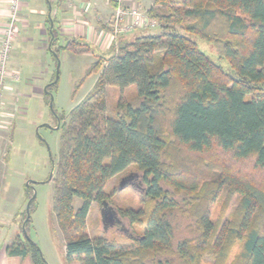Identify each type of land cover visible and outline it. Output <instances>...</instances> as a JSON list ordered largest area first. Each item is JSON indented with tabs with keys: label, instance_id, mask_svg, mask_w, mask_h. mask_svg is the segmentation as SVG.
Here are the masks:
<instances>
[{
	"label": "trees",
	"instance_id": "trees-1",
	"mask_svg": "<svg viewBox=\"0 0 264 264\" xmlns=\"http://www.w3.org/2000/svg\"><path fill=\"white\" fill-rule=\"evenodd\" d=\"M157 2L161 8L148 13L161 22V30L132 38L119 35L109 55L101 52L102 60L89 70L99 72L92 92L60 117L53 214L66 240L67 260L201 264L208 256L225 264L237 245L240 251L231 264H264V0ZM178 26L217 44L234 72H226ZM62 48L84 52L66 43L56 53ZM55 79L46 95L56 87ZM132 85L140 104L121 100L110 115L108 88ZM216 147L237 162L250 161L254 177L198 161ZM131 166L136 171L128 180L138 181L144 204L118 211L143 232L131 245L91 236L92 203H108L113 191H107V182ZM225 189L242 197L236 215L220 224L221 217L213 218L212 211ZM77 199L81 206L76 209ZM178 215L194 223V237L178 235ZM21 218L20 233L6 246L7 253L46 264L29 236L31 216L24 234L26 209Z\"/></svg>",
	"mask_w": 264,
	"mask_h": 264
},
{
	"label": "rangeland",
	"instance_id": "rangeland-1",
	"mask_svg": "<svg viewBox=\"0 0 264 264\" xmlns=\"http://www.w3.org/2000/svg\"><path fill=\"white\" fill-rule=\"evenodd\" d=\"M114 1L122 10L135 6L148 13L150 8H161L157 0ZM81 2H83V6L81 5L83 8L80 6ZM49 3L52 5L50 12ZM26 6L28 10H25ZM18 7L16 32L20 31L19 33L23 39L18 47L15 42L17 49H15L14 53L15 58L18 57L19 59L16 65L20 76L18 73L12 74L15 80L20 79L26 82L30 78L26 83L27 85L31 84V90H29V87L27 89V86L21 90L19 106L14 108V120L17 124V130L15 131L14 143L7 158V168L5 169L7 172V188L4 187L0 195L1 204L3 206L6 204L7 210L12 208L13 213L16 214L15 210L25 199L26 203L23 208L24 210L26 209L29 199L35 193V210L31 212L32 224L29 229V236L37 243L46 264H79L76 261L69 263L66 257V240L53 214L55 185L50 176L53 163L56 164L60 149L61 126L63 123L60 117L68 116L72 109L94 89L99 72L89 73V70L95 62L101 59V56L104 55L103 53L109 55L108 51L110 48L100 49L96 45L95 40L99 36L101 38L102 31L109 32L111 30L110 24L115 19L117 11L115 8H111L113 6L109 0H20ZM30 9L34 11L32 14ZM41 11H43L42 15ZM112 11H114L113 14L111 13ZM24 12L27 13L29 18L32 15L31 28L28 27V31L23 27L22 22L20 24L18 22L19 18L25 17L23 15ZM74 15L79 17L78 19L81 22L86 23L84 32L87 30L89 37H86L85 34L77 35L69 29V23L71 24L74 21L70 18ZM50 16L56 35L53 33V29L50 30ZM157 23V26L151 29L125 30L121 35L126 34L127 36L125 37L132 38L138 33L156 34L161 30V22L157 20ZM41 24L44 27V34L40 31ZM177 29H180L181 32L195 40L198 47L226 72H234L232 63L222 55L221 49L217 44L182 30L179 26ZM52 35H54L53 40ZM55 37H57V40H54ZM73 39L79 41V43L73 41ZM75 42L76 44H73ZM12 43H14L13 40ZM66 43L78 47L77 51L83 50L84 52H75L62 48V51L56 56L53 52L56 53L58 48L66 45ZM94 43L96 46H94ZM9 53L11 54V51ZM5 65L7 66V64ZM57 77L58 83L51 90L54 98L53 108H51L50 96L46 95L45 89L53 78ZM121 100L129 101L134 106H138L141 99L138 96L137 87L132 85L124 89L119 87L108 88L107 103L110 115H114L117 112V106ZM4 105L3 94L1 98L0 123L6 117ZM203 157L199 158L198 161L200 163L204 161L203 163L205 166L208 165L207 167H209V163L210 167L214 163L217 166L222 164L229 166L234 171H238L243 176L247 174L254 177L255 171L252 170L250 161L237 162L230 154L222 152L217 147L210 153L204 154ZM204 165L203 168L205 169ZM134 171H136L135 167L131 166L125 172L111 178L106 185L107 191H113V196L108 204L113 210L117 211L119 222L105 229L101 215L103 205L98 202L92 203V210L88 218V232L91 236L102 235L108 239L118 240L131 245L133 238H138V235L143 232V227L131 224L118 211L126 208L137 209L144 204V196L139 188L138 181L135 179L128 180ZM185 175L187 178L193 177L188 172H185ZM32 181L35 182L34 185L32 187L28 186V182L32 184ZM241 197L239 193L234 191L226 189L222 191V194L213 205V218L221 217L220 224H222L228 218H231L232 215L235 216ZM74 206L76 209L79 208L81 201L77 199ZM21 217L22 213L18 217L20 228ZM10 218L8 217V220ZM191 223L192 226L189 225ZM193 226L194 223L189 221L187 217L177 216L179 236L194 237L197 231L193 230ZM6 228L8 227L6 226ZM239 251L240 248L236 245L225 264H231ZM201 264H215V262L213 258L206 256L201 261Z\"/></svg>",
	"mask_w": 264,
	"mask_h": 264
},
{
	"label": "crops",
	"instance_id": "crops-1",
	"mask_svg": "<svg viewBox=\"0 0 264 264\" xmlns=\"http://www.w3.org/2000/svg\"><path fill=\"white\" fill-rule=\"evenodd\" d=\"M29 1V0H27ZM9 2L10 0H0V50H1V44L2 40L4 39V32L7 27V22L10 14L9 10ZM29 5V4H28ZM83 6V2L80 3V6ZM31 6V5H30ZM81 6V7H82ZM83 8V7H82ZM114 9V7H111ZM119 7L115 8L117 11ZM28 10V7L26 6L25 10ZM33 9H30V13L32 14ZM114 11L111 13L113 14ZM43 14V11H41V15ZM25 17L19 18L18 22H22L23 27L26 28L28 31V27L31 28L30 23L32 15H30L31 18L27 17V13H23ZM41 17V16H40ZM76 15L71 17L70 19L74 20L73 23H69V29L72 30V33L75 32V34H85L86 37L88 36L87 30L84 32L86 23L81 22ZM43 24H41V29L40 31L43 33ZM74 28V29H73ZM20 30V29H19ZM51 30V28H50ZM110 31H102L101 38L100 36L95 40V43L99 48H109L110 45L112 44V38L110 37ZM20 31L16 33V35L13 38L14 43H12V49H11V54L8 56L7 61H6V70L8 71L7 79L5 81L6 87L4 88L5 92L3 91L4 94V107H5V114L6 117H4L3 121L0 123V195L2 194L4 187L7 188L6 186V179H7V158L10 154L11 151V146L14 143V137H15V131L17 130V124L15 122V107L19 106V97L21 94V90L24 89L25 86H27V89L29 87V90H31V84L27 85V80L21 81L20 79L15 80L14 75L12 73H18L19 75V70L18 66L16 63H18V57L15 58V49H17L19 43H21V40L23 37H21ZM87 33V34H86ZM44 36V35H43ZM30 39V38H28ZM94 39V38H93ZM44 40V39H43ZM15 42L17 44V47L15 45ZM98 42V44H97ZM94 43V46H96ZM105 46V47H104ZM44 47V46H43ZM1 66V64H0ZM1 68V67H0ZM20 76V75H19ZM23 83V84H22ZM46 90V89H45ZM12 120V121H11ZM4 169V170H3ZM26 203V199L20 204V206L15 210L14 214L13 209L9 208L7 210V205L5 204L4 206L1 204V199H0V264H33L32 259L27 256V257H21V256H11L7 253L6 251V246L14 241L16 236L20 233V222L18 221V217L20 216V213L23 212L24 210V205ZM12 209V210H11ZM8 217L11 219L8 220ZM8 224V225H7ZM6 226L8 228H6Z\"/></svg>",
	"mask_w": 264,
	"mask_h": 264
},
{
	"label": "built area",
	"instance_id": "built-area-1",
	"mask_svg": "<svg viewBox=\"0 0 264 264\" xmlns=\"http://www.w3.org/2000/svg\"><path fill=\"white\" fill-rule=\"evenodd\" d=\"M20 0H10L9 9L10 14L7 22V27L4 32V39L2 40L1 50H0V110L1 106V98L3 95L5 85V78H7L8 71L6 70V61L9 56V52L12 49V40L16 35V22L18 17V5ZM115 19L111 22V38L112 42L121 34L124 33L125 30L131 31L135 29H151L157 26V20L151 18L148 13L142 11L135 6L132 8H128L126 10H122L118 8L115 13Z\"/></svg>",
	"mask_w": 264,
	"mask_h": 264
},
{
	"label": "water",
	"instance_id": "water-1",
	"mask_svg": "<svg viewBox=\"0 0 264 264\" xmlns=\"http://www.w3.org/2000/svg\"><path fill=\"white\" fill-rule=\"evenodd\" d=\"M51 9H52V5L49 3V12L51 11ZM50 20H51V30H52L53 29V21L51 19V16H50ZM53 38H54V35H52V40H53ZM53 53L57 56V53H55V52H53ZM57 79H58V77L55 80H57ZM50 97H51L50 98V107L53 108V100H54V98H53L52 94L50 95ZM54 168H55V166H54V163H53V168H52V173H51L50 179L53 178ZM34 183L35 182H33V181H32V184L30 182H28V186H33ZM35 197H36V195L34 193L31 196V198L29 199V201L27 203V206H26L27 218L25 219V221L23 223V230H24V234L25 235H28L27 231L25 230V225H26L27 221L29 220V218L31 216L30 206H31V203L33 202V200L35 199ZM101 215H102V222L104 224V228L105 229H107L109 226L114 225L116 222L120 221L117 211L113 210L112 207H110V205L107 202L103 203V208L101 210Z\"/></svg>",
	"mask_w": 264,
	"mask_h": 264
},
{
	"label": "flooded vegetation",
	"instance_id": "flooded-vegetation-1",
	"mask_svg": "<svg viewBox=\"0 0 264 264\" xmlns=\"http://www.w3.org/2000/svg\"><path fill=\"white\" fill-rule=\"evenodd\" d=\"M30 187H32V186H30Z\"/></svg>",
	"mask_w": 264,
	"mask_h": 264
}]
</instances>
